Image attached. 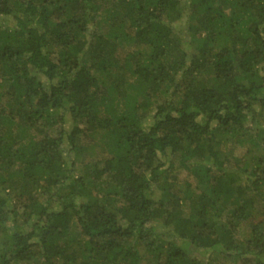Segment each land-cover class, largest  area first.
I'll use <instances>...</instances> for the list:
<instances>
[{"label":"trees","instance_id":"trees-1","mask_svg":"<svg viewBox=\"0 0 264 264\" xmlns=\"http://www.w3.org/2000/svg\"><path fill=\"white\" fill-rule=\"evenodd\" d=\"M0 264H264V0H0Z\"/></svg>","mask_w":264,"mask_h":264},{"label":"rangeland","instance_id":"rangeland-1","mask_svg":"<svg viewBox=\"0 0 264 264\" xmlns=\"http://www.w3.org/2000/svg\"><path fill=\"white\" fill-rule=\"evenodd\" d=\"M181 20H185V17H183V19H181ZM180 20V21H181ZM179 21V22H180ZM181 23H183V22H180L179 23V25H180V28H181V31H180V34L182 35V36H184V34H186V32H185V29H184V25L182 24L181 25ZM186 36V35H185ZM66 126L68 127V123H66ZM100 133H102L101 131L97 134V139L100 137L101 138V135H100ZM98 143V142H97ZM88 148V151H90V150H92L93 149V151H96V153L94 154V156L95 157H98V152H100L101 151V149H102V146H101V144L100 143H98V144H96V145H94V147H90V146H87L85 149H87ZM90 149V150H89Z\"/></svg>","mask_w":264,"mask_h":264}]
</instances>
